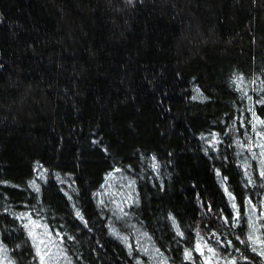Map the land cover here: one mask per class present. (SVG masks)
I'll use <instances>...</instances> for the list:
<instances>
[{
  "label": "trees",
  "instance_id": "trees-1",
  "mask_svg": "<svg viewBox=\"0 0 264 264\" xmlns=\"http://www.w3.org/2000/svg\"><path fill=\"white\" fill-rule=\"evenodd\" d=\"M0 264H264V0H0Z\"/></svg>",
  "mask_w": 264,
  "mask_h": 264
}]
</instances>
